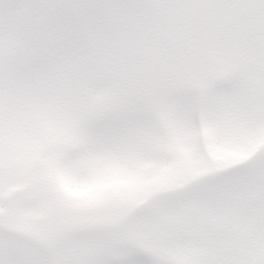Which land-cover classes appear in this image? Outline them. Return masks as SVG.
Here are the masks:
<instances>
[{
    "label": "snow or ice",
    "instance_id": "obj_1",
    "mask_svg": "<svg viewBox=\"0 0 264 264\" xmlns=\"http://www.w3.org/2000/svg\"><path fill=\"white\" fill-rule=\"evenodd\" d=\"M0 264H264V0H0Z\"/></svg>",
    "mask_w": 264,
    "mask_h": 264
}]
</instances>
